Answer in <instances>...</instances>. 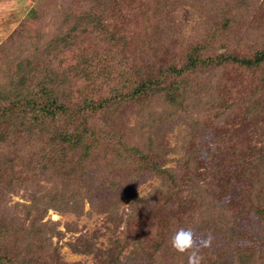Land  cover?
I'll return each mask as SVG.
<instances>
[{"label":"rangeland","instance_id":"obj_1","mask_svg":"<svg viewBox=\"0 0 264 264\" xmlns=\"http://www.w3.org/2000/svg\"><path fill=\"white\" fill-rule=\"evenodd\" d=\"M260 50L264 0H0V86L25 96L14 84L45 74L60 101L89 82L71 68L99 66L95 98L132 67L161 87L84 122L30 112L16 132L0 117V264H188L193 250L199 264H264V60H233ZM172 83L187 87L176 107L162 88ZM70 122L95 130L93 152L52 139ZM148 160L171 171L141 169ZM111 176L122 184L98 186ZM182 228L193 247L179 252Z\"/></svg>","mask_w":264,"mask_h":264},{"label":"trees","instance_id":"obj_2","mask_svg":"<svg viewBox=\"0 0 264 264\" xmlns=\"http://www.w3.org/2000/svg\"><path fill=\"white\" fill-rule=\"evenodd\" d=\"M84 12L88 14L92 13L90 10ZM66 38L67 37H64L62 39V36L61 37L58 36L54 39V41H61V40L63 41ZM51 42H53V40ZM73 43L74 41L72 40L71 45ZM203 48L204 47H202L201 45H195L191 48L192 51L190 50V52H198ZM233 60L234 62H239L240 64L245 65L246 67L258 66L260 62L264 60V51L263 50L258 51V53L255 55L253 59L234 58ZM189 62H192V59H189ZM132 64L134 65L133 62ZM190 65L193 68L194 63H191ZM89 68H87V66H84L79 71H77L78 67L76 68V70L74 68H71V71L72 70L73 71L72 74L70 75L75 81H80V82L84 81L82 82V86L85 82L87 81L89 82L85 83V85L83 86L84 88H82L83 90L81 91V95L80 92L78 91V89L80 88L74 90V86L70 85L67 90V93L63 95L60 101L55 96H52L54 95L51 89L52 83L49 81V79L44 78V76H46L45 74H43V76L42 75L40 76L43 77L44 79L42 78L34 85H32L31 82H26L24 79L19 80L14 84L16 90L22 92L26 91L25 96L22 95L20 96L19 92L12 91L13 88L7 85H5L4 87L0 86V117H2L4 121H6L9 125H11V127H14L16 129V132L19 130L21 124H15V123H17L19 119L21 120H23V118L25 119L26 115L29 114L30 112L36 113V115L33 116L32 118L33 120L36 117L41 116L42 113H45V115H54L55 111L59 110L62 113L68 115V117H70L75 121H77V119H75L76 117H80V119L84 122L86 120L84 113L90 112V110L94 112L101 108L103 109L109 107H121L123 106V104H128L129 102H133L137 99L142 98L143 97L142 95L145 92V90L149 89L151 86L159 85L157 75L155 76L153 74H148L147 77H143V73L140 70L136 69V67H132L131 72H128L127 70V72L119 74L120 78L123 80L122 82L123 84L119 85V83L115 78L114 82L121 88L114 85V88H111L108 94H103L101 95V97L95 98L96 94L99 93V90H93V89L96 87L95 86L97 84L96 81L99 79L98 78L99 74L102 73L100 72V70L102 71V69L99 66H93L94 69L90 71ZM176 69H177L176 67H171V68L169 67L167 70L171 76L175 77L174 74ZM69 71L70 70H68V72ZM75 72L77 74H75ZM88 74H92V75L95 74L97 78L95 77L94 80L90 82L91 79H89L90 77ZM172 84L173 86L162 87V88L165 92L166 101L172 102V106L176 107L180 104L179 101H181L178 90L179 89L181 91L185 90L186 92L187 87L184 84L182 88L179 87L177 88L175 83ZM87 86L91 87L92 91H96L95 94L88 96V94L83 93V91L87 89ZM159 88H161L160 85ZM70 103H72V106H69ZM167 120L162 119L163 122H166ZM68 127L70 128V131L63 132L62 134H53V136H51L52 139L59 140L60 142H65V144L67 145V149H69L70 151H76V152L78 151L82 157L93 152L92 150L93 143L87 142L86 140L90 138L92 140L94 139L98 141L97 133L95 132V130L90 131V133L87 135V129L85 128V126H82L78 122L75 125L73 124V122H70L68 124ZM7 135H8L7 133L0 132V144L1 141H3V138ZM4 143L6 144L8 142H4ZM94 143H99V142H94ZM4 147L6 146H1L0 151L3 150ZM263 165H264V155H262L260 159L257 161V166H263ZM140 168L143 170L150 168L153 171L155 170L157 173L162 175L167 174L171 171V169L163 168L162 164L151 162L149 160L147 161L146 164L142 162ZM168 177H171V179L169 183L165 185V189H166V193H170L172 195L174 189L178 188L180 185L176 182H173L175 180L174 176H167L166 178ZM111 178L113 177L112 176L110 178L103 177V179H100L97 182L98 186L107 187L111 189L114 186H118L122 182L121 179H116V178L111 179ZM162 178L164 179V177H161V179ZM32 179L34 178H29V180ZM63 186L64 184H62V187ZM75 187L77 188L76 190L82 191V193L87 194L86 191L88 186L85 183ZM1 237L2 236L0 232V240Z\"/></svg>","mask_w":264,"mask_h":264},{"label":"clouds","instance_id":"obj_3","mask_svg":"<svg viewBox=\"0 0 264 264\" xmlns=\"http://www.w3.org/2000/svg\"><path fill=\"white\" fill-rule=\"evenodd\" d=\"M208 240L203 241L204 245L208 244ZM171 245L179 252H184L186 249L193 247L191 231L186 229H179L171 238ZM188 264H199V256L193 250L188 257Z\"/></svg>","mask_w":264,"mask_h":264}]
</instances>
